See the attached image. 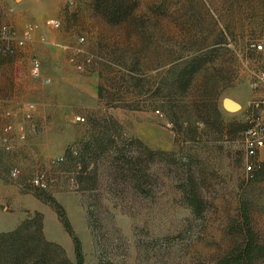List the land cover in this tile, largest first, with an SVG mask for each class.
<instances>
[{"label": "rangeland", "instance_id": "374dc122", "mask_svg": "<svg viewBox=\"0 0 264 264\" xmlns=\"http://www.w3.org/2000/svg\"><path fill=\"white\" fill-rule=\"evenodd\" d=\"M153 1L163 4L158 13L148 8ZM92 2L50 0L48 20L60 26L43 22L36 33L38 25L26 22L36 28L32 39L0 55V226L25 223L28 237L40 223L45 239L60 247L46 250L50 262H75L65 220L84 264H217L243 239L232 226L246 201L262 250L256 264H264V181L238 186L250 178L246 165L264 167V151L249 157L244 143L251 103L264 99L247 98L246 87L239 98L244 113L241 105L234 117L219 108L225 99L238 104L223 94L239 68L250 91L264 88V70L257 71L248 50L261 44L264 0H130L134 14L146 18L130 30L106 22ZM6 4L0 19L23 35ZM33 59L41 64L39 79L30 75ZM30 85L50 86V157H39L31 145L37 126L11 149L2 144L4 126L24 120L30 103L36 125L37 91ZM122 144L137 145L127 154L147 172L142 194L132 187L130 166L117 159ZM188 159L205 200V224L178 189ZM39 172L50 181L47 190L30 183Z\"/></svg>", "mask_w": 264, "mask_h": 264}, {"label": "trees", "instance_id": "16d2710c", "mask_svg": "<svg viewBox=\"0 0 264 264\" xmlns=\"http://www.w3.org/2000/svg\"><path fill=\"white\" fill-rule=\"evenodd\" d=\"M162 7L163 4L157 3V1H153L148 5L150 11L154 13H158ZM135 8L136 4H132L130 0H93L92 2V9L100 14L106 22L113 25L125 23L128 30H130L131 25L142 26L146 23V18L142 14H134ZM155 24L157 25V21ZM128 30L127 34L129 36ZM136 147V144L129 146L120 145L117 148V159L130 166L133 179L132 187L137 193L142 194L145 191L144 185L147 184V172L139 159L128 156L130 155L129 153L127 154L129 149H136ZM185 166L188 167V172L184 175V179L179 182L178 189L193 217L205 224L207 218L205 215V200L197 190L198 183L196 182L195 174L190 170V159H188V163ZM86 169V166H84L82 174L85 173ZM263 172V165H259L250 173V178L239 180V188L245 190L249 186L258 183V181H264ZM248 212L247 202H242L239 207L240 219L234 222L232 230L236 234L241 235L243 239L236 241L235 247L230 252L219 257L217 264H256L258 254L262 250L256 245L257 241L250 226ZM63 223L66 231L72 237L75 262L65 257H61V261L55 262L56 260L53 259L52 263L50 262L46 250L53 249L58 251L60 247L45 239L42 234L41 224L37 222L36 234L33 236L24 237L22 235L25 223L18 225L11 231L0 232V264H84L85 260L80 240L74 235L68 222L63 220Z\"/></svg>", "mask_w": 264, "mask_h": 264}, {"label": "built area", "instance_id": "2783aa9c", "mask_svg": "<svg viewBox=\"0 0 264 264\" xmlns=\"http://www.w3.org/2000/svg\"><path fill=\"white\" fill-rule=\"evenodd\" d=\"M47 27L58 28L59 22L54 20H47L45 22ZM35 26L26 25L23 29V35L19 34L12 24L0 25V55L11 54L14 52L15 47H23L27 41L31 40L35 31ZM84 38H79L83 41ZM257 50H262L264 43L253 45ZM30 75L33 79L41 77V64L38 59H33ZM260 80H264V73L259 76ZM45 83H49L48 78L44 79ZM258 82L254 84L257 87ZM254 103V104H252ZM251 113L247 117V124L244 129V143L246 147V155L249 157H257L260 151H264V102H252ZM260 107V109H259ZM256 109V110H255ZM35 112V105L30 103L23 110L24 120L20 122H8L4 128L3 133L6 135L2 138V144L6 149H11L14 142L25 141L27 132H34L36 125L33 122ZM9 115V112L7 113ZM76 121H84L81 116H76ZM264 157V154H263ZM59 160V159H58ZM255 164L246 165V172L251 173L256 167ZM19 175L18 170L10 172V177L16 179ZM49 180L45 173H36L30 180L33 187L41 190H47L49 187Z\"/></svg>", "mask_w": 264, "mask_h": 264}, {"label": "crops", "instance_id": "0c3cea01", "mask_svg": "<svg viewBox=\"0 0 264 264\" xmlns=\"http://www.w3.org/2000/svg\"><path fill=\"white\" fill-rule=\"evenodd\" d=\"M0 0V10L7 8V4L12 5L16 11V15L13 18L12 22L14 26H16L19 29H23L24 24L26 22H30L31 24L38 25V29L36 30V33H40L43 31V27L45 26L44 23L46 20L50 19V0ZM90 15V13H89ZM44 22V23H43ZM5 22L0 19V25L4 24ZM45 28V27H44ZM50 35V33H49ZM50 37V36H49ZM264 43V29L262 33L261 43ZM47 49H48V56L47 61L50 63V42L47 43ZM250 50V55L253 57L255 56L257 59L256 65L257 71L261 72L264 70V49L262 50H256V49H248ZM40 54L42 52L40 51ZM255 59V60H256ZM247 61V60H246ZM242 62V61H241ZM245 63H242V66H244ZM255 65V64H254ZM245 70L239 68L238 69V76L237 78H232L230 81V85L227 86L224 95L225 97L232 98L235 102L241 105L243 108L242 113H244L245 109V101H242L241 97L245 95L246 92H244V89L247 87V98L252 95V97H257L260 99H264V88L259 87L256 91H250V87H248V81L245 78ZM253 80V77H252ZM28 88L34 89L37 91V94L35 96H32L31 98H34L37 110H36V126L39 130H41L38 134L32 137L31 139V145L36 150V153L39 157H50V86L48 87H42L39 85H30ZM28 96V94H26ZM237 98H236V97ZM246 96V95H245ZM244 96V97H245ZM25 97V96H24ZM220 111L225 113L228 117H234L231 114V111H227L223 108V105L219 107ZM65 110H61V112ZM227 112V113H226ZM234 112V111H232ZM230 113V114H228ZM241 112L237 115H241ZM38 203V202H37ZM39 211L40 209H36ZM20 223H16L12 226H0V232H6L11 231L15 229ZM50 240V239H49Z\"/></svg>", "mask_w": 264, "mask_h": 264}, {"label": "water", "instance_id": "95a60500", "mask_svg": "<svg viewBox=\"0 0 264 264\" xmlns=\"http://www.w3.org/2000/svg\"><path fill=\"white\" fill-rule=\"evenodd\" d=\"M223 108L227 111H235L236 109H239V105L231 102L230 100H223L222 102Z\"/></svg>", "mask_w": 264, "mask_h": 264}]
</instances>
